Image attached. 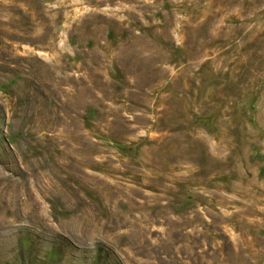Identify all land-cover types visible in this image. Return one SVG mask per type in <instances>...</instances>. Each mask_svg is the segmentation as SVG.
<instances>
[{
	"label": "rangeland",
	"instance_id": "374dc122",
	"mask_svg": "<svg viewBox=\"0 0 264 264\" xmlns=\"http://www.w3.org/2000/svg\"><path fill=\"white\" fill-rule=\"evenodd\" d=\"M0 264H264V0H0Z\"/></svg>",
	"mask_w": 264,
	"mask_h": 264
}]
</instances>
